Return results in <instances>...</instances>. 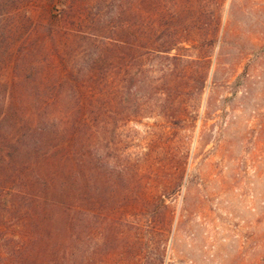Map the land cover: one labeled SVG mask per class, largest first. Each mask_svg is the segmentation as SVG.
<instances>
[{"label":"rangeland","instance_id":"1","mask_svg":"<svg viewBox=\"0 0 264 264\" xmlns=\"http://www.w3.org/2000/svg\"><path fill=\"white\" fill-rule=\"evenodd\" d=\"M116 5V0H34L17 16L23 32L13 56L19 46L22 53L32 52L19 64L18 77L32 68L29 83L63 84L69 70L91 58L92 45L119 39L113 28L124 21L115 17ZM204 9L222 11L220 30L213 46L200 38L193 49L171 52L189 62L179 67L188 90L180 99H150L149 86L160 91L171 78L163 75L166 63L148 61L145 85L123 109L113 112L103 98H92L100 110L96 137L104 136L101 143L110 137L117 148L109 162L118 167L124 157L118 154L127 158L129 178L114 175L116 194L139 198L145 206L121 202L112 218L128 242L166 240L163 264H264V0H205ZM51 21L65 68L50 50ZM30 41L43 42L47 50H26ZM5 62L1 80L10 83L15 61ZM154 102L156 108L145 111ZM171 106L175 115L165 112ZM161 203L164 216L156 221L165 227L153 237L147 213ZM95 249L101 262L110 251L102 239Z\"/></svg>","mask_w":264,"mask_h":264},{"label":"trees","instance_id":"2","mask_svg":"<svg viewBox=\"0 0 264 264\" xmlns=\"http://www.w3.org/2000/svg\"><path fill=\"white\" fill-rule=\"evenodd\" d=\"M33 1L0 0V264H122L123 258L126 264H163L166 240L139 237L128 242L112 218L121 202L145 206L139 198L116 194L114 175L129 178L127 158L118 154L124 156L118 167L109 162L117 148L110 137L103 143L104 136L96 137L100 110L92 98H103L113 112L123 109L145 85L148 61L166 63L163 75L171 78L160 91L149 86L150 99L156 95L166 103L176 102L188 91L178 72L189 62L171 52L193 49L200 38L201 44L213 46L222 11H207L205 0H116L115 17L124 21L112 27L119 39L92 45L91 58L69 70L63 84L51 87L29 83L32 68L18 77L19 64L32 52L22 53L19 46L13 56L23 32L17 16ZM52 22L46 28L50 50L65 68L52 38ZM29 45L26 50H47L41 41ZM9 58L15 61V78L6 83L1 74ZM62 93L67 94L64 100ZM149 105L145 111L157 103ZM176 109L171 106L165 112L175 115ZM164 209L161 203L146 210L153 237L163 231L156 216L163 218ZM97 239L110 250L102 262ZM116 246L123 250L116 251Z\"/></svg>","mask_w":264,"mask_h":264}]
</instances>
